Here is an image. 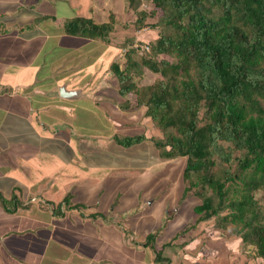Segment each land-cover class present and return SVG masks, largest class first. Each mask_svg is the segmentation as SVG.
I'll use <instances>...</instances> for the list:
<instances>
[{
  "label": "crops",
  "instance_id": "1",
  "mask_svg": "<svg viewBox=\"0 0 264 264\" xmlns=\"http://www.w3.org/2000/svg\"><path fill=\"white\" fill-rule=\"evenodd\" d=\"M89 3L78 14L75 0H0V192L18 203L13 212L0 203V264H158L145 246L157 231L156 244L173 249L163 253L169 259L163 264H264L239 236L227 240L215 231L173 242L188 223L178 226L174 218L189 196L183 198L181 175L161 171L162 162L132 168L114 156L94 159L136 146H150L153 159L158 153L146 140L129 147L114 140L115 134L148 137L150 119L145 109L120 106L113 33L103 41L65 32L75 16L101 24L118 14L108 1ZM96 62L103 66L86 75L84 67ZM172 179L173 197L166 191ZM199 242L201 252H189Z\"/></svg>",
  "mask_w": 264,
  "mask_h": 264
},
{
  "label": "trees",
  "instance_id": "2",
  "mask_svg": "<svg viewBox=\"0 0 264 264\" xmlns=\"http://www.w3.org/2000/svg\"><path fill=\"white\" fill-rule=\"evenodd\" d=\"M133 1L135 26L157 14L160 31L144 43L147 50L125 46L124 68L112 63L119 93H133L136 106L145 108L161 132L151 138L160 158H186L184 194L200 199L196 221L213 217L220 229L232 224L229 233L264 259V205L257 196L264 192V0H149V12L136 10ZM113 28L112 15L101 24L84 16L64 24L69 35L103 41ZM144 67L161 77L138 86L134 76ZM129 102L126 98L121 108L130 109ZM145 139L114 136L123 147ZM0 203L8 212L18 206L1 192ZM156 234L146 236L145 246L163 264L169 261L163 257L166 245L156 244Z\"/></svg>",
  "mask_w": 264,
  "mask_h": 264
},
{
  "label": "rangeland",
  "instance_id": "3",
  "mask_svg": "<svg viewBox=\"0 0 264 264\" xmlns=\"http://www.w3.org/2000/svg\"><path fill=\"white\" fill-rule=\"evenodd\" d=\"M75 1L77 3H79V6L77 8V11L79 9L78 14H83L84 12H86V10L89 7H91L89 0H75ZM107 1L110 4H113L114 13H118V14L112 15L114 18V24L116 21H119L115 25L116 28L115 29L113 28V30L111 31L113 33V42L118 47L117 48L118 52L115 55L116 57H115L114 61L119 63L121 68H124L125 67V60H126L125 57L123 56L124 52H125L124 51L125 46H127V44H129V43L131 46L133 44H138V45L141 44L142 45L147 41L154 40L160 31V27L158 25H156V23L158 22V15L157 14L148 15L144 19L143 25L136 27L135 23H134L136 20L135 9H133L129 5V0H105V3ZM137 2H138V4H137L136 10L144 9L145 11L149 12L152 9V3L149 0H135L134 3H137ZM47 5L48 4L46 2L40 3L39 8H42L45 11V8L47 7ZM50 9H52V7ZM45 24L48 25L49 29H53V28L56 29V27L52 26L51 22H49V23L44 22V25ZM67 39H69V38H66L65 40L70 41L72 44L79 42L78 39H76V40H67ZM65 40H63V41H65ZM35 42L36 41H34V46H35ZM127 48H128V46H127ZM103 55L105 57H108L109 53H105ZM131 57L140 59L136 52H133L131 54ZM158 57H162V55H160ZM163 57H167V56H163ZM101 66H103L102 62H96L93 64L89 63L90 68L88 69V67L85 66L84 67V73L86 75L93 76L94 71L100 70L99 67H101ZM60 77H62L61 74L59 75V78ZM160 77L161 76L159 75V73L152 72L149 69L144 67L142 74L135 75L134 79H135L138 86H142V85H150ZM126 98L130 101L129 103H130V110L131 111L139 112V111H142V109H145L143 106H136V100H135V96L133 93H130L127 96H123V102L125 101ZM83 103H88V102L83 101ZM140 127L145 129V125L140 124ZM148 127H150V129L147 131L148 137L146 136L147 138L145 140L148 143H152L151 138L161 137V132L158 130V128H156L154 126V123L151 120H149L147 123V128ZM96 133L97 132L91 133L92 137L97 136ZM144 133H145V131H144ZM149 147L150 146H139V147L136 146V148H132V149L125 148V150L121 154L111 152V153L107 154L108 156H104V157L102 156V154L99 153V154L94 155V159L97 162H99L104 158H110V157L114 156L111 159L116 160V161L119 160L121 163L127 162L129 164L128 166H131L132 168H134V167L136 168V166L143 165L145 163H147L145 168H148L149 166H153L151 164L162 162V168L163 169H161V171H163V172L170 171L171 173H177L179 177H180V175L182 177V170L184 168L185 159H186L185 157L180 156V157H176L174 159H161V158L159 159V157L157 156L158 159H153V157H156V156H155V154H153V150L150 149L151 147L150 148ZM149 162H151V163H149ZM160 165H157V167H159ZM179 180H180V178H179ZM169 182H170V187L166 191L172 190L171 191V195H172L173 192H175V189H177L178 185L176 183V180L174 181V179L170 180ZM186 196H189V197H187L183 201L182 213H179L178 217L175 216L174 220L177 219L176 221H178V226L179 225L181 226V224H183L184 222H186V223L188 222V223L183 228L177 229L179 231H177L175 233L174 237L171 240H173L174 238L179 236V238L184 237V239H186L187 241L195 240L194 242H196V241H198L197 237H199V236L206 237L208 233L218 234L216 232L224 234L223 238H225L227 240H231V238H234L235 236H237L235 234L229 233L230 230L233 229L232 224H229L226 229L217 228L216 227V220L213 217L211 219L205 220V221H196L198 215L195 212H193L192 208L200 204V199L190 192L187 194H184L183 198ZM257 196L260 197L261 203H262V205H264V192L258 191ZM172 197H173V195H172ZM121 222H123V221H121ZM156 235H157L156 237L159 236L158 231H157ZM173 242H174V240H173ZM167 244H163V245H166L164 247L163 253L170 254V253H172L173 249L167 247L168 246ZM201 247H202V243L199 242L198 244H195V246L192 245L191 247H189L188 250H189V252L190 251L201 252ZM176 248H177L176 251L178 249H182V247H179V246H176ZM180 251H182V250H180Z\"/></svg>",
  "mask_w": 264,
  "mask_h": 264
},
{
  "label": "built area",
  "instance_id": "4",
  "mask_svg": "<svg viewBox=\"0 0 264 264\" xmlns=\"http://www.w3.org/2000/svg\"><path fill=\"white\" fill-rule=\"evenodd\" d=\"M133 46H134V47H140V49H142V50H143V49H145V50L148 49V45H146V44H142V45H141V44H140V45H138V44H133L132 47H133Z\"/></svg>",
  "mask_w": 264,
  "mask_h": 264
},
{
  "label": "water",
  "instance_id": "5",
  "mask_svg": "<svg viewBox=\"0 0 264 264\" xmlns=\"http://www.w3.org/2000/svg\"><path fill=\"white\" fill-rule=\"evenodd\" d=\"M61 90H62L61 93L63 94V93H64V92H63V89H61ZM61 90H60V91H61ZM74 93H75V91H69V92H67V93H65V94H63V95H69V94H74Z\"/></svg>",
  "mask_w": 264,
  "mask_h": 264
}]
</instances>
